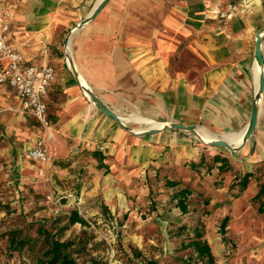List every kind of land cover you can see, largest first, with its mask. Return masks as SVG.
<instances>
[{
	"label": "crops",
	"instance_id": "obj_1",
	"mask_svg": "<svg viewBox=\"0 0 264 264\" xmlns=\"http://www.w3.org/2000/svg\"><path fill=\"white\" fill-rule=\"evenodd\" d=\"M89 3L0 0V24L3 13H10L11 45L27 62L55 68L45 98L49 124L30 126L31 135L23 133L34 137L28 149L42 141L53 160L52 171L73 184L81 202L97 211L104 206L112 213L124 212L144 204L156 181H179L185 188L180 175L201 173L204 166L193 170L190 163L203 156H224L238 171L264 161V35L256 124L237 152L226 153L221 146L202 143L204 138L194 132L142 135L162 128L145 130L143 122L128 118L134 134L89 101L63 51L65 32L88 15ZM263 26L264 0H109L75 35L73 65L117 114L194 125L221 137L249 123L257 91L255 35ZM19 109L14 91L0 86V121L8 124ZM218 165L210 171L217 172ZM231 173H224L228 184ZM256 191L251 181L241 197L245 201Z\"/></svg>",
	"mask_w": 264,
	"mask_h": 264
},
{
	"label": "rangeland",
	"instance_id": "obj_2",
	"mask_svg": "<svg viewBox=\"0 0 264 264\" xmlns=\"http://www.w3.org/2000/svg\"><path fill=\"white\" fill-rule=\"evenodd\" d=\"M241 1L231 0V4ZM94 2L96 0H90L85 14L92 10ZM20 110L11 114L13 119L8 124L0 121V264H33L25 253L9 255L5 252L4 233L13 228L24 229L27 223L38 221L57 231L65 225L72 209H77L88 224L69 226L62 232L61 238L78 241L82 231L86 238L89 237L86 248L74 254L80 264H86L91 259H95L97 264H144L145 261L181 264V258L186 257L189 250L181 245L183 241L187 242L192 226L198 222L203 225V238L211 247L214 264H264V214L250 208L249 205H253L250 197L246 198V202L243 197H231L226 190L232 181L227 183L228 174L216 175L215 170L204 168L201 173L180 175L179 179L184 177L187 185L193 187L189 195L192 203L187 214H182L176 205L173 197L175 188L162 181L150 185L151 191L144 204L125 213L102 214L101 208L97 211V207L92 205L88 208L81 202L79 193L71 189L73 184L56 177L52 171V158L47 162L26 158L28 143L34 137L23 133L31 135L30 126H43L30 115L23 113L22 116ZM115 114L122 121L138 119L143 122L145 130L151 127V121L139 113L127 116ZM23 117L26 122H20ZM194 133L203 139L199 131L194 130ZM223 149L229 153V150ZM172 177L178 178L175 174ZM182 186L180 184L176 188ZM224 215H228L229 220L223 235L219 225ZM183 224L189 230L176 235L178 227ZM192 263L202 264L195 259Z\"/></svg>",
	"mask_w": 264,
	"mask_h": 264
},
{
	"label": "trees",
	"instance_id": "obj_3",
	"mask_svg": "<svg viewBox=\"0 0 264 264\" xmlns=\"http://www.w3.org/2000/svg\"><path fill=\"white\" fill-rule=\"evenodd\" d=\"M206 158V159H205ZM217 174L221 175L228 171H232V181L228 186V191L232 198L241 197L251 181L256 182L257 191L250 197L251 202L256 205V211L259 214H264V161L262 165H258L251 170L238 171L232 170L228 159L224 156L214 155L211 157L203 156V160L198 163H190L191 169L194 170L197 166H204L207 171H210L216 164ZM166 185L175 188L174 198L176 205L182 214H187L190 211L192 199L189 195L193 192V187L187 185L185 188H176L179 181H167ZM208 203L207 200L204 201ZM195 209V207H193ZM101 213L107 214L109 210L102 206ZM229 220L228 215H224L220 222V230L224 235ZM80 224L86 226L88 223L77 209L70 210L67 216V222L57 231H53L52 227L46 226L42 222L27 223L23 228H13L4 233L5 246L4 250L7 254L12 255L14 252L25 253L31 259L33 264H80L74 255L79 254L86 248L89 237H85L84 231L76 239H62V232L69 226ZM32 226V227H31ZM203 225L196 223L192 226V234L189 235L187 242L182 243L183 249H189L186 257L181 258V264H193L192 260L201 262L202 264H214L215 259L208 242L203 238ZM186 224L178 227L176 235H182L188 231ZM32 231V232H31ZM189 233V232H188ZM75 246V247H74ZM77 248V249H73ZM86 264H97L95 259H91ZM144 264H155L153 261H145Z\"/></svg>",
	"mask_w": 264,
	"mask_h": 264
},
{
	"label": "built area",
	"instance_id": "obj_4",
	"mask_svg": "<svg viewBox=\"0 0 264 264\" xmlns=\"http://www.w3.org/2000/svg\"><path fill=\"white\" fill-rule=\"evenodd\" d=\"M10 13L5 11L0 24V86L14 91L20 100L22 113L34 117L47 127L48 114L45 98L55 78V68L27 62L9 41ZM26 158L47 162L51 158L46 145L38 140L27 150Z\"/></svg>",
	"mask_w": 264,
	"mask_h": 264
},
{
	"label": "water",
	"instance_id": "obj_5",
	"mask_svg": "<svg viewBox=\"0 0 264 264\" xmlns=\"http://www.w3.org/2000/svg\"><path fill=\"white\" fill-rule=\"evenodd\" d=\"M108 1L109 0H102L97 6H95L91 10V12H90V14L88 16H86L80 22L75 23L72 26L79 27V28L82 29L87 23H89L91 20H93L98 15V13L100 12V10L106 5V3ZM71 27L69 28V30H68V32H67V34L65 36L64 47H65V44H66L67 36H68V34H69L70 30H71ZM262 32H264V26L261 27V28H259L257 30V32H256V35H255V56L263 64V56H262V53H261V42H262V37H263L264 33H262ZM63 51H64V56H65V59H66V53H65L64 48H63ZM67 65H68L70 71L72 72L73 76L75 77V79L77 80V82L79 83V85L81 86L83 93L89 99V101L96 108H98L100 111H102L108 117H110L111 119H113L118 125H120L124 129H126V130L134 133L127 124H124V123L120 122L117 119V117L115 115V112L109 106H107L102 100H99V97L94 93V91L91 88H89V89H90V92L94 95V97L96 99L95 102L91 98L88 97V95L86 94L88 92V89L84 85H82V83L80 82L79 78L77 77L75 71L70 67V65L68 63H67ZM262 90H263V76L261 77V85H260V88L255 93L253 107H252V112H251V117H250V120H249V125H248V129H247V132H246V135H245V139H247V138L250 137V135H251V133H252L254 127H255L256 119H257V114H258V102H259L258 101V97H259V91H262ZM195 129H196V126H194V125H183V124H179V123H169L163 129H160V130H157V131L156 130L146 131L142 135H146V134H149V133H156L158 131H163V130H183V131H186V132L191 133V132H194ZM134 134H136V133H134ZM142 135H138V136H142ZM201 142L204 143V144H206V145L221 146V147L226 148L227 150H229L230 153H235V152L238 151V150L237 151L233 150L224 140H222L220 138H216V139H214V141L209 142V143H205L203 141H201Z\"/></svg>",
	"mask_w": 264,
	"mask_h": 264
},
{
	"label": "bare ground",
	"instance_id": "obj_6",
	"mask_svg": "<svg viewBox=\"0 0 264 264\" xmlns=\"http://www.w3.org/2000/svg\"><path fill=\"white\" fill-rule=\"evenodd\" d=\"M101 1L102 0H97L94 7L97 6ZM90 12H89V14H90ZM79 29H80L79 27H72L68 36H67V40H66V44H65V48H64L65 53H66V61L70 65V67L75 71V73H76L77 77L79 78L80 82L82 83V85H84L88 89V92L86 93L88 95V97L91 98L95 102L96 99H95L94 95L90 92V89H89L90 87L88 86L87 83H85V81L82 79V77L77 73V71L75 70L74 65H73V57H72L73 37L75 36V34L77 33V31ZM262 33H264V32H262ZM261 53H262V45H261ZM255 61H256V66H257L256 90L258 91L260 88V83H261L262 63H261V61H259V59L256 56H255ZM116 117L120 122L126 124L127 120L122 121L117 115H116ZM168 124L169 123H167V122L152 120L150 129L164 128ZM248 125H249V123L240 132L231 133V134L224 135L221 137H219V136L213 134L212 132H210L204 128H201V127H196L195 130L199 131L202 134V136L206 142H212V141H214V139L220 138V139L224 140L233 150H237L243 144V141L245 139V135H246V132L248 129Z\"/></svg>",
	"mask_w": 264,
	"mask_h": 264
}]
</instances>
